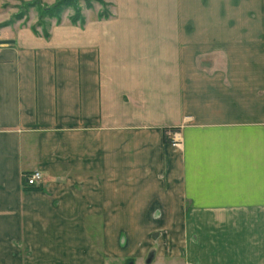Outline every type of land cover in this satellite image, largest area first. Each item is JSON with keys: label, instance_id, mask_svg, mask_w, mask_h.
I'll list each match as a JSON object with an SVG mask.
<instances>
[{"label": "crops", "instance_id": "crops-1", "mask_svg": "<svg viewBox=\"0 0 264 264\" xmlns=\"http://www.w3.org/2000/svg\"><path fill=\"white\" fill-rule=\"evenodd\" d=\"M103 1L0 28V264H104L88 223L112 253L152 222L264 264V0Z\"/></svg>", "mask_w": 264, "mask_h": 264}, {"label": "rangeland", "instance_id": "rangeland-1", "mask_svg": "<svg viewBox=\"0 0 264 264\" xmlns=\"http://www.w3.org/2000/svg\"><path fill=\"white\" fill-rule=\"evenodd\" d=\"M38 1L42 7H51L60 0H0V24L12 20L14 15L20 13L23 8L24 10L27 9L25 10L26 15L17 23L21 22L24 26L32 25L35 29L38 27L44 31L43 27L47 29L50 22L57 19H42L38 6L26 7L27 3H38ZM94 4L99 3L92 2V6ZM106 4L105 7L107 8L101 6L104 10L111 12V5ZM79 5L82 7V12L83 9L87 8L83 0H80ZM67 13L73 16L75 8H65L60 15V21ZM41 22L44 25L43 27L38 26ZM102 224L104 223H88V228L91 230L100 254L103 256L104 264H230L228 263L230 258L236 259L239 257L238 252L233 254L216 253L215 255H208L210 260L207 263V260L205 262L202 258L200 259L198 253L193 251L197 238L177 236L175 225L171 228V232H167L165 228L161 231L158 222L135 223V232L124 227L125 223H108L110 227L109 241L110 243L116 241V243L115 246L113 245L114 252L107 253L102 249ZM117 224L119 229H122L119 231L120 233L115 226ZM118 233L119 237L117 238ZM236 240L238 241V239ZM217 242L222 245L223 239L217 240ZM236 245L238 246V244Z\"/></svg>", "mask_w": 264, "mask_h": 264}, {"label": "trees", "instance_id": "trees-1", "mask_svg": "<svg viewBox=\"0 0 264 264\" xmlns=\"http://www.w3.org/2000/svg\"><path fill=\"white\" fill-rule=\"evenodd\" d=\"M83 1H85L87 8L92 7V2H97L100 5H102L104 8H107V7H105L107 4L103 0H83ZM79 2H80V0H60L57 4H55L51 7H42L41 4L39 5V1H38V3H35V2L27 3L26 7L38 6L39 13H40V16L42 19L43 18H56L58 20V22L60 21V17H61L60 15L65 8L74 7L75 8V14L71 17V21L73 23H77V22L82 23L85 20H84L83 14H82V7H80ZM25 10H27V9H25ZM25 10L22 8L20 13L14 15L12 20L7 21L5 23H1L0 28L12 26V25L16 24L18 21L22 20L24 18V16L26 15ZM110 16H111V12L109 10H106V9L101 14V17L106 18V19L109 18ZM38 26L43 27L44 25L41 22L38 24ZM43 29H44V31H43L44 35L48 36L47 29H45L44 27H43ZM3 43H5V42H0V45Z\"/></svg>", "mask_w": 264, "mask_h": 264}, {"label": "built area", "instance_id": "built-area-1", "mask_svg": "<svg viewBox=\"0 0 264 264\" xmlns=\"http://www.w3.org/2000/svg\"><path fill=\"white\" fill-rule=\"evenodd\" d=\"M166 139L169 144L178 147L183 142L181 128H169L166 130ZM43 181V175L39 171L25 175V185L29 188L37 187Z\"/></svg>", "mask_w": 264, "mask_h": 264}]
</instances>
